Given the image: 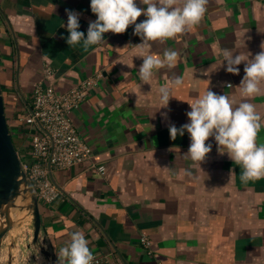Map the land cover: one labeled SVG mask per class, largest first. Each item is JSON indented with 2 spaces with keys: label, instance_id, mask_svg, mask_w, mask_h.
<instances>
[{
  "label": "crops",
  "instance_id": "1",
  "mask_svg": "<svg viewBox=\"0 0 264 264\" xmlns=\"http://www.w3.org/2000/svg\"><path fill=\"white\" fill-rule=\"evenodd\" d=\"M66 9L80 13L79 30L86 36L89 21L96 19L90 0H0V81L10 107L17 109L7 115L20 151H28L29 144L17 118L46 67L53 69L58 90L87 77L97 83L72 117L106 173L89 164L53 169L62 193L40 206L53 264L75 231H83L92 253L111 264H264V178L242 183V169L218 153L212 137L206 142L212 151L200 167L193 166L184 156L189 134L175 140L169 134L170 124L179 128L189 122L187 102L207 89L240 102L236 87L244 65L238 66L239 75L227 73L218 67L219 49L244 43L237 54L261 51L264 0H209L198 25L153 42L150 54L163 58L171 49L179 55L174 68L155 70L150 84L139 79L143 60L132 51L141 42L134 26L123 34L105 33L100 45L85 51L61 38L68 36L62 27ZM208 69L214 71L202 75ZM175 76L182 84H172ZM166 84L172 98L168 108L158 110V90ZM251 102L264 117V94ZM257 143L264 144V128Z\"/></svg>",
  "mask_w": 264,
  "mask_h": 264
},
{
  "label": "clouds",
  "instance_id": "2",
  "mask_svg": "<svg viewBox=\"0 0 264 264\" xmlns=\"http://www.w3.org/2000/svg\"><path fill=\"white\" fill-rule=\"evenodd\" d=\"M209 0H90L91 12L96 16L89 21L87 34L80 31V13L66 9L67 23L65 27L69 47L77 45L87 51L91 46L100 45L105 39V33L123 34L129 26H134L133 34L140 37L141 42L132 45L134 57L142 58L138 74L139 79L150 84L157 69L175 67L178 52L168 49L163 58L150 54L153 42H163L185 33L198 25L203 19ZM144 20L137 23L139 17ZM234 48L219 49V66L227 73L239 75V65L243 64L244 76L236 89L241 96L240 102L235 103L226 94L219 95L207 89L203 96L192 102H187L190 111L186 112L188 123L179 128L169 125L172 140L177 136L189 134L190 145L185 158L193 166H199L212 151V144L206 143L214 138L220 155L227 154L228 158L242 169L240 180L247 184L264 178V144L257 143V137L264 128V117L257 111L251 98L264 94V43L261 51L253 56L251 52L239 51ZM216 67L214 70H216ZM212 70V71H214ZM212 71L204 70L202 75L209 76ZM172 84H182V77L175 76ZM232 87V85H228ZM159 109L168 108L172 98L171 89L162 85L159 90ZM154 118V113L152 114ZM167 119V113H162ZM190 174V173H189ZM58 264H93L94 256L89 248V241L83 231L70 234L69 243L57 252ZM38 259H42L38 256Z\"/></svg>",
  "mask_w": 264,
  "mask_h": 264
},
{
  "label": "built area",
  "instance_id": "3",
  "mask_svg": "<svg viewBox=\"0 0 264 264\" xmlns=\"http://www.w3.org/2000/svg\"><path fill=\"white\" fill-rule=\"evenodd\" d=\"M52 75L53 69L46 67L44 77L32 88L31 100L22 116L17 118L19 131L29 144L26 152L18 148L22 165L40 203H51L62 193L51 178L49 165L53 171L89 164L99 173H106L103 163L93 161V149L72 117L73 110L97 84L96 79L87 77L66 90H58ZM10 128L14 135V129ZM143 242L150 246L148 238H143ZM92 254L93 264H111L100 254Z\"/></svg>",
  "mask_w": 264,
  "mask_h": 264
},
{
  "label": "water",
  "instance_id": "4",
  "mask_svg": "<svg viewBox=\"0 0 264 264\" xmlns=\"http://www.w3.org/2000/svg\"><path fill=\"white\" fill-rule=\"evenodd\" d=\"M6 108L0 81V249L2 240L15 222L12 215L13 210L18 206V200H27L30 201L27 209L32 215V241L34 244H39L42 253L50 257L54 263V257L46 246L45 237L42 236L41 203L23 168L22 158L13 139ZM49 169L54 181L51 165H49Z\"/></svg>",
  "mask_w": 264,
  "mask_h": 264
},
{
  "label": "rangeland",
  "instance_id": "5",
  "mask_svg": "<svg viewBox=\"0 0 264 264\" xmlns=\"http://www.w3.org/2000/svg\"><path fill=\"white\" fill-rule=\"evenodd\" d=\"M4 96L7 99V92H4ZM6 104L8 111L13 109L17 112V109L10 107V103L7 102ZM29 203L30 201L19 199L17 208L13 210L12 218L15 222L11 228V233H8L2 240L0 264H53L50 257L42 253L40 245L34 244L32 241V215L27 209ZM38 256L42 259H38Z\"/></svg>",
  "mask_w": 264,
  "mask_h": 264
},
{
  "label": "trees",
  "instance_id": "6",
  "mask_svg": "<svg viewBox=\"0 0 264 264\" xmlns=\"http://www.w3.org/2000/svg\"><path fill=\"white\" fill-rule=\"evenodd\" d=\"M2 88H3V90H4V85H2ZM5 100H6V102H7V99L5 98ZM30 100H31V98H30ZM28 102H29V100H28ZM16 116V115H15ZM14 137V136H13ZM18 140L16 139V137L14 138V142L16 143Z\"/></svg>",
  "mask_w": 264,
  "mask_h": 264
},
{
  "label": "bare ground",
  "instance_id": "7",
  "mask_svg": "<svg viewBox=\"0 0 264 264\" xmlns=\"http://www.w3.org/2000/svg\"><path fill=\"white\" fill-rule=\"evenodd\" d=\"M8 233H11V230Z\"/></svg>",
  "mask_w": 264,
  "mask_h": 264
}]
</instances>
